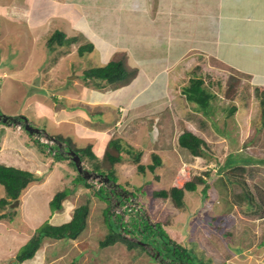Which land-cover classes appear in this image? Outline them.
Wrapping results in <instances>:
<instances>
[{
  "label": "rangeland",
  "instance_id": "obj_1",
  "mask_svg": "<svg viewBox=\"0 0 264 264\" xmlns=\"http://www.w3.org/2000/svg\"><path fill=\"white\" fill-rule=\"evenodd\" d=\"M85 1L83 5L89 3V12L96 17L98 9L93 6L97 7L104 0ZM82 2L84 0H0V110L13 116L26 115L33 126L45 128L53 135L64 133L77 144L97 139L94 141H102L104 145L109 137L124 138L128 143L125 148L131 153L123 152V162L117 164L112 180L133 193L123 192L126 201L112 194L107 198L106 182L95 178L89 186L67 158H61L57 150L46 147V142L53 144L49 143L52 138L32 135L16 122H0V163L37 171L45 178L41 184H32L8 208H0V215L6 213L0 218V264H171L169 259L151 255L153 245L143 249L117 242L101 247L100 240L109 232L108 213L117 223L123 220L126 229L122 228V232L137 242L139 239L149 242L150 237L148 232L144 239L141 232L129 231L134 229L133 223L146 225L144 220H148L157 224L160 232L168 233L189 250L191 257L202 258L204 264H230L231 259V264H264V242L253 241L254 238L264 241V217L260 218L264 208V106L256 94L257 87L243 77L231 75L233 71L224 65H214L207 58L200 62L201 58L195 55L191 64L190 60L186 63L181 60L178 70L174 73L169 70V87L166 91L163 87L155 89V95L162 98L158 97L151 106L137 104L136 113L123 115L119 106L110 103L90 105L100 102L95 95L97 91L91 88L107 92L114 87L100 88L95 81L83 77L85 70L102 65L101 57L107 58L109 54L101 38L90 37L92 32L85 22L76 21L82 14ZM105 7L113 17L114 5L110 0ZM56 29L62 30L66 37L77 39L64 45L56 42L58 46L54 50L46 42ZM88 42L94 44L93 51L81 55L78 48ZM195 64L198 65L190 68ZM198 73L204 74L197 76ZM191 76L202 78L205 84L202 87L216 94L205 106L187 101L181 91L182 87L189 86ZM231 81L240 88L235 98L227 92V83ZM126 90L129 89H125V93ZM147 102L154 103V99ZM232 105L237 108L235 112ZM193 107L198 113H193ZM72 109L83 110L88 115L82 117L77 113L73 115L74 122L66 119L67 116L62 117L64 111L70 113ZM122 116L126 118H120ZM86 126L105 129L91 137ZM183 129H191L204 138L210 156L193 157L180 147L177 138ZM140 150L144 164L151 163L152 152L168 158L166 165L157 171L161 178L149 169L146 173L138 172L131 156ZM86 158L84 166L93 170L90 157ZM195 174L213 179L209 181L210 186L218 195L211 190V206L197 211L201 204L200 191L187 193L185 207H177L170 197L153 195L154 189L182 186ZM101 188L102 191H98ZM62 190L67 192L63 207L52 212L50 200ZM239 194L244 195L242 207L237 200ZM5 196V189L0 185V198ZM87 201L88 225L78 238L45 237L33 258L21 263L15 261L17 252L37 228L45 223L60 224L69 220L74 209ZM247 206L255 211L243 210ZM242 216L246 221L251 219L255 226L236 231L234 225L245 219ZM152 231L158 232L155 228ZM156 238L163 244L161 237ZM241 249L245 253L240 255ZM233 253L240 256L234 258Z\"/></svg>",
  "mask_w": 264,
  "mask_h": 264
},
{
  "label": "crops",
  "instance_id": "obj_2",
  "mask_svg": "<svg viewBox=\"0 0 264 264\" xmlns=\"http://www.w3.org/2000/svg\"><path fill=\"white\" fill-rule=\"evenodd\" d=\"M108 1L98 3V8L94 4L93 7L98 9V14L93 17L89 12V3L83 5L86 2L84 0L81 5L82 14L76 21L81 19L85 22L92 32L89 34L90 37L98 35L101 38L100 41L109 55L113 50H116L114 54L119 51L126 53L127 64L137 67L138 73L129 84L111 88L107 92H100L94 86L95 88L91 90L97 91L95 95L100 98V102L90 105L110 103L119 106L124 111L123 115L136 113L134 109L137 104L151 106L157 102L155 100L158 97L162 98L155 95V89L159 87H163L165 91L168 89L169 70L171 73L178 70L181 60L184 63L188 60L189 63L194 62L195 55L201 58L200 62L208 59L214 65H224L233 71L231 75L243 77L244 80L251 81L255 87L264 89V0H110L114 5L115 20L109 16L110 9L105 7ZM92 41L95 43L93 38ZM109 55L107 58L101 57L102 65L110 60L112 56ZM202 74L204 73H198L197 76ZM184 88L185 86L181 91L188 101ZM125 89L129 90L125 93ZM150 95L153 98H150ZM149 99H154V103L147 102ZM97 110L93 112L96 113ZM193 110L194 114L198 113L196 107H193ZM77 113L82 117L88 115L83 110L72 109L70 113L64 111L62 117L67 116L66 119L73 121L75 120L73 115ZM87 128L91 136L93 133H103L104 127ZM111 139L110 137L106 139L104 145L101 144L102 141L100 143L94 141L97 139H90L81 144H77L76 141L75 143L80 147L91 144L93 152L100 160ZM243 210L248 212L246 207ZM242 217L245 219L238 220L235 227L233 226L236 231L255 226L251 219L248 222L246 217ZM262 217L264 216L261 215L260 218ZM244 222L247 226L243 225ZM253 241L258 242L257 244L264 242L258 241L257 238ZM243 253L245 250L241 249L240 255ZM240 255L233 253L234 258ZM231 261L232 259L230 264Z\"/></svg>",
  "mask_w": 264,
  "mask_h": 264
},
{
  "label": "trees",
  "instance_id": "obj_3",
  "mask_svg": "<svg viewBox=\"0 0 264 264\" xmlns=\"http://www.w3.org/2000/svg\"><path fill=\"white\" fill-rule=\"evenodd\" d=\"M76 39L77 37L75 36L66 37L65 33L62 30L56 29L51 34V36H49L46 43L48 47H53V49L55 50L58 46L56 45L57 43L59 45H64L65 42L72 43ZM93 49H94V44L92 42H88L86 44L81 45L78 48V51L81 55H83L84 52H91L93 51ZM126 58H127L126 53L117 52L114 55H112V57L106 64L91 67L85 70L83 77H85L87 80L95 81L97 86H99L100 88H103L107 85H110L114 88L127 85L136 77L138 73V68L127 64ZM236 85L237 84L234 83L233 81L227 83V92L232 93L234 98L235 96L238 95V92L240 94V88L239 86L238 88L235 87ZM202 86H205L204 80L202 78L191 79L189 86L185 89L186 90L185 93L187 95L188 100L194 101L196 103L205 106L206 104L209 103L210 98L212 97L214 98L216 94L208 89L206 90ZM256 94L260 99L261 104L264 106V89L257 88ZM231 109L233 112L237 110V108L234 105L231 106ZM5 124H9V123H5ZM53 136H55L56 139H58L59 141L65 144V149L70 148L78 152L82 160L87 159L86 157H90V160L89 159L88 160L92 169L97 172L106 174L111 179H112V175L115 176L117 172V164L123 162V152L127 151L128 153H131L128 149L125 148V144L128 145V143H126L125 142L126 140L122 137L112 138L108 142V145L104 151L102 158L99 160L97 159L96 154L93 152V148L91 144L80 147L77 146L71 140L70 136L67 135L65 136L63 134H58ZM177 143L179 144L180 147L187 149L193 157L203 158L210 156L206 151L208 142L191 129H183L178 135ZM54 149L57 150L56 154H58L61 158L62 157L67 158L73 164V166H75L74 161L71 160V157L69 155L64 154L63 149L60 148L57 142L54 143L53 145V150ZM131 157H132L131 161L137 164L138 172L146 173L147 170L149 169L153 173V175H157V176L160 174L159 172H157L158 169L161 168V166L164 167L166 165V159H168L160 156L156 152H152L151 163L144 164L142 162L141 150L137 154L134 153ZM207 174L209 173L207 172ZM161 176L162 175H159V178H161ZM79 177L80 179L83 180V182H85L90 186V183L87 179L83 178L80 174ZM44 180L45 178L43 175L38 174L34 171L0 163V185L4 187L6 193L5 197L0 198V208L2 209L8 208V205L13 203L15 200H18L21 197V195H23L30 188L32 184H41L44 182ZM210 180L213 179L209 178L207 180L205 176L201 174H195L192 178L186 180L182 186L174 185L168 188H160L157 190L154 189L153 195L155 197H161V198L170 197V199L177 207H182V206L185 207L187 206V201H188L187 193L188 192L194 193L200 191L201 204L198 205V207L196 208L197 211L199 212L200 209L207 208L211 206L213 203L211 202L209 196L213 195L211 193V190H215V189L212 188V186H210L211 185V183L209 182ZM200 184H203L202 188L199 187ZM118 186L120 187V190H122L123 192L125 191L124 189H122L121 184H119ZM102 189L103 188H101L98 191L101 192ZM107 190H106L107 198H110L111 192L108 190L109 192L107 193ZM122 191L118 193L115 190L114 192H112V195H115L117 199L120 201H126L127 199H125ZM125 192L130 194L133 193V191L132 192L125 191ZM216 194L218 195L217 191ZM133 195L135 196V194ZM243 196H244L243 194H239L237 196V200L239 203H241V205H244ZM66 197H67L66 191L62 190L57 192L49 203L51 211L54 212L57 210L58 211L61 210L63 207V200ZM214 197H216V195ZM108 208H110V205L108 206ZM247 208H251V206H247L246 209ZM89 210H90L89 201H87L83 204H80L74 209L72 217L69 220L64 221L60 224H52V223L42 224L39 228L36 229L35 233H33L30 239L27 240V242L17 252L15 256L16 259L15 261L21 263L25 260L33 258L37 253V251L41 248L43 239L45 237H51L53 239L78 238L79 235L83 233V231L87 228ZM250 210L255 211V209L252 208ZM262 211H263L262 215L264 216V208L262 209ZM5 214L6 213L1 214L0 218L4 217ZM110 217L111 216L108 213V217L106 218V220L109 226V232L102 240H100L99 244L101 247H106L115 244L117 242H126L128 243V246L138 245L143 249H145L144 247L146 246L140 245L141 243L134 241L132 238L127 237V233L124 234L122 232L123 231L122 228L126 229L123 220H120L118 221L119 223H117L114 220H112ZM144 221L146 225L143 224V222L142 223L137 222V224L133 223L134 229H130L129 231L137 230L141 232L142 236L145 235L146 232H148V234L150 235L149 243L151 245H154L153 247L156 248L160 246V250L162 249L163 251L167 252L168 253L167 255L169 256L172 257L175 256V258H177L178 256L179 258L183 259L186 263L190 262L191 264H204L202 258L194 256L196 260H193L194 257H191L189 250L183 247L181 244L175 242L172 238H170L168 233L160 232L159 228H157L158 226L157 224L152 223L148 220H144ZM185 225L187 226V223ZM154 228L157 229L159 233L157 232L154 234L152 231ZM158 236L162 238L161 240L163 241L162 242L163 244H161L158 238H156ZM223 264H227V263H223Z\"/></svg>",
  "mask_w": 264,
  "mask_h": 264
},
{
  "label": "water",
  "instance_id": "obj_4",
  "mask_svg": "<svg viewBox=\"0 0 264 264\" xmlns=\"http://www.w3.org/2000/svg\"><path fill=\"white\" fill-rule=\"evenodd\" d=\"M0 121L3 123H11V124H15V122H16V123L22 124L24 129L27 130L29 133L38 134V135L44 134V135L52 138L55 142H57V144L60 146V148L63 149V152L71 157V160L74 161L75 166H76L79 174L83 178L88 179V180L99 178L100 180H102L106 183L112 182L113 187H115V188L119 187L118 186L119 184L114 182L112 179H110L106 174L97 172L95 170H89L88 168H86L84 166L83 160H82V158L78 152H76L73 149H65V145L63 142L56 139L55 136L51 135L50 133H47V131H44L43 129H41L39 127L33 126L30 122L29 117H27L26 115L13 116V115H9V114H5V113L1 112L0 113ZM138 242L141 244L147 245L142 240H139ZM149 245H151V244H149ZM152 254H154V252H152ZM157 254H159V252H157Z\"/></svg>",
  "mask_w": 264,
  "mask_h": 264
},
{
  "label": "flooded vegetation",
  "instance_id": "obj_5",
  "mask_svg": "<svg viewBox=\"0 0 264 264\" xmlns=\"http://www.w3.org/2000/svg\"><path fill=\"white\" fill-rule=\"evenodd\" d=\"M2 112V110H0V113ZM1 122V121H0ZM67 149H70V148H67ZM147 236H150L149 234L147 235ZM144 239L146 238L145 237V235H143L142 236ZM150 242V241H149ZM149 242H146V244L147 245H149L150 243ZM145 243V242H144ZM144 245V244H143ZM147 245H144V246H147ZM154 246V245H153ZM154 248V254H152L155 258H158V257H161V259L162 260H167V259H169V262L171 263V264H191L190 262L189 263H186L183 259H181V258H179L178 256H177V258H179V259H177V258H175V256L174 257H172V256H169V255H167L168 253L167 252H165V251H163L162 249L160 250V246L158 247V248H156V247H153ZM157 249H159V250H157ZM157 252H159V254H157Z\"/></svg>",
  "mask_w": 264,
  "mask_h": 264
},
{
  "label": "clouds",
  "instance_id": "obj_6",
  "mask_svg": "<svg viewBox=\"0 0 264 264\" xmlns=\"http://www.w3.org/2000/svg\"><path fill=\"white\" fill-rule=\"evenodd\" d=\"M30 119V118H29ZM56 150V149H55ZM80 155V154H79ZM94 179H89L88 181L90 182V181H93ZM119 188V189H118ZM106 189H108L110 192H111V194H112V192H114L115 190H116V192H118V190H120V187H117V188H115V187H113V183H111L110 185L107 183V185H106ZM120 191H122V190H120ZM125 192V191H124ZM119 193V192H118ZM122 193H123V191H122ZM127 193V192H126ZM130 195H132V194H130ZM131 197L129 196L128 197V200L130 199Z\"/></svg>",
  "mask_w": 264,
  "mask_h": 264
},
{
  "label": "bare ground",
  "instance_id": "obj_7",
  "mask_svg": "<svg viewBox=\"0 0 264 264\" xmlns=\"http://www.w3.org/2000/svg\"><path fill=\"white\" fill-rule=\"evenodd\" d=\"M44 130H46L47 131V129H45L44 128ZM47 133H49V132H47ZM51 135H53L52 133H50ZM35 136H37V137H39V135L38 134H34ZM41 141V140H40ZM49 143H53V144H48L47 142L46 143H44V144H46V146L47 147H49L51 150H53V145H54V143H56L54 140L52 141V142H49ZM65 145V144H64ZM67 149V148H66ZM48 151H49V149H48ZM54 151H55V149H54ZM88 180V179H87ZM68 206V205H67Z\"/></svg>",
  "mask_w": 264,
  "mask_h": 264
},
{
  "label": "built area",
  "instance_id": "obj_8",
  "mask_svg": "<svg viewBox=\"0 0 264 264\" xmlns=\"http://www.w3.org/2000/svg\"><path fill=\"white\" fill-rule=\"evenodd\" d=\"M100 185H101V183H99V185L97 187H100ZM131 201H132V199H131ZM124 206H126V205H124Z\"/></svg>",
  "mask_w": 264,
  "mask_h": 264
}]
</instances>
